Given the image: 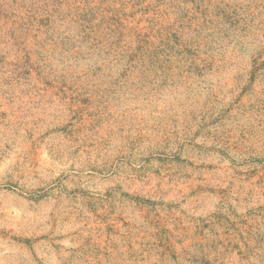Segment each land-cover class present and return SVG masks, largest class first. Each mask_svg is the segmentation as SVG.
<instances>
[{
  "label": "rangeland",
  "instance_id": "rangeland-1",
  "mask_svg": "<svg viewBox=\"0 0 264 264\" xmlns=\"http://www.w3.org/2000/svg\"><path fill=\"white\" fill-rule=\"evenodd\" d=\"M0 264H264V0H0Z\"/></svg>",
  "mask_w": 264,
  "mask_h": 264
}]
</instances>
